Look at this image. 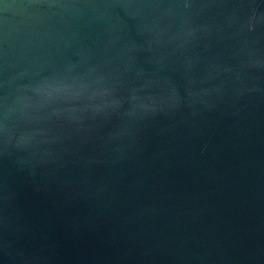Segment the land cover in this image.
<instances>
[{"label":"water","instance_id":"95a60500","mask_svg":"<svg viewBox=\"0 0 264 264\" xmlns=\"http://www.w3.org/2000/svg\"><path fill=\"white\" fill-rule=\"evenodd\" d=\"M0 264H264V0H0Z\"/></svg>","mask_w":264,"mask_h":264}]
</instances>
